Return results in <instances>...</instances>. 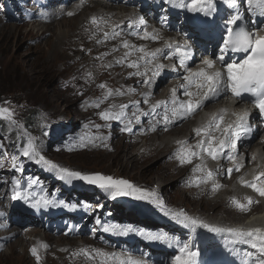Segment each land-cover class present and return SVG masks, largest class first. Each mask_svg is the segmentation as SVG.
I'll return each instance as SVG.
<instances>
[{
    "label": "snow or ice",
    "instance_id": "snow-or-ice-1",
    "mask_svg": "<svg viewBox=\"0 0 264 264\" xmlns=\"http://www.w3.org/2000/svg\"><path fill=\"white\" fill-rule=\"evenodd\" d=\"M218 2L227 4L229 8L235 11L224 23L215 59L202 58L200 60L202 67L193 68L189 66L190 63H195V49L188 40L183 43L169 41L163 47L154 50H147L143 44L136 46L127 40L122 41V47L127 51L115 63L134 69L128 74L129 77L140 78L137 80V86L147 87L148 91L141 93L143 104L149 103V97L152 95L151 90L166 71L175 73L183 80V83L179 86L180 96L177 95L178 89L173 87L170 90V99L152 103L147 111L140 107L141 101L136 100L131 102V106L135 109L131 113L128 111L129 104L122 103L118 106L113 104L111 108L100 111L99 116L106 122H120L122 124L120 131L130 134L133 133L134 124L142 125L140 131L155 132L158 125L167 130L192 117L198 110H202L206 103L216 102L219 98L230 93L238 101L249 97L258 110L261 120L264 121V0H158L162 12L159 22L162 25L170 26L169 10L179 9L203 16L205 20L202 27L206 28V26L215 22ZM82 4L83 0H81ZM241 5H243L244 10H241ZM67 15L73 16L75 13L69 11ZM90 23L96 27L98 32L102 33V39L96 41L98 44H103L109 39H115L125 31L140 37L142 40L158 41L162 39L158 30L149 31L147 22L138 13L127 20L126 26L112 24L110 19L96 15L91 17ZM138 24L139 27H137ZM109 25H111V31H106L105 28ZM183 34L188 35L186 32ZM95 37L96 32H93L89 39ZM116 50L115 47L112 49V51ZM84 51L90 52L91 50L84 49ZM134 52L139 54L137 58L129 59ZM108 55H110L109 52L101 53L97 58L102 59ZM161 56L164 59L175 57L177 64L167 65L160 61ZM217 62L222 67L217 68ZM101 66L111 68L113 64L110 62ZM91 76L92 73L89 72L86 73L85 78ZM99 87L106 89V91L95 103L96 108H100L101 103L114 97V95L125 94L122 90H114L106 84H100ZM130 91L135 92L136 88L133 87ZM80 94L83 95V93ZM227 115V109L212 114L205 123L194 129L195 144L178 141L177 143L181 146L175 153V157L181 165L192 163L194 157H199L203 161L205 155L212 160L218 161L223 158L231 163L232 166L224 170L223 173L219 168L213 170L197 165V171L204 173V175L196 177L197 183L210 184L213 193L223 187L217 180V176L225 174L231 177L233 172L239 173L244 168L245 156L240 151V147L243 141L252 139L256 130L255 125L250 122L251 113L249 111L233 112L231 114L234 117L233 119H226ZM141 117L150 118L147 127L143 126ZM0 121H7L9 125L19 127V121L15 118V111L10 104L9 106L0 104ZM48 127L47 123L43 125L44 129ZM85 127H88V125H85ZM95 127L110 128L111 124H97ZM100 139L106 140L107 137L101 136ZM8 143L16 148V153L12 156L10 171L22 173L24 170L23 159H27L42 166L43 170L54 173L61 181L69 184L73 181H80L103 190L110 199L127 197L138 201H146L163 210L156 192L146 187H140L128 179L116 178L113 175L101 172L72 170L53 162L43 154L36 137L29 135L26 143L19 146H17V142L9 141ZM88 146V144L81 143L82 148ZM104 146L107 147V144H104ZM5 152H7V145L4 140H0V153ZM249 158L255 161L257 158L256 153H252ZM4 169V160L0 159V170ZM257 169L252 173L251 179L241 176L240 183L258 194L259 198H264V168L258 165ZM0 184L9 185V181L0 177ZM37 184H39L37 178L27 177L25 186L22 179L13 176L9 188L4 196L0 198L23 201L30 208L37 211L53 207L76 210V204L65 202L62 199L54 200L49 196H40L39 198L32 196L30 190ZM231 203L239 211L249 212L252 205L260 203V200L249 195L246 197L245 202L233 197ZM83 207L86 212L93 211L90 203ZM102 208L103 205H100L97 211ZM6 215L4 211H0V218H6ZM171 215L177 223L191 232H196L197 229H205L210 233L224 235L229 251L234 257L240 255L236 245H248L251 249H254L255 252L245 251L243 253L244 259L240 261V264H264V228L219 226L188 215L183 210L171 213ZM95 221L99 229L105 233L110 232L125 237L134 233L149 242H161L174 248L176 254L171 256L168 264H200L201 251L198 247L193 250V244L190 240L181 242L174 236L157 234L153 230L136 228L131 225H108L102 222L99 215L95 216ZM7 227H9L8 224L0 223V228ZM73 230L74 226L70 227L68 232L71 233ZM96 230L92 229L91 231L94 233ZM14 235L3 239L10 240ZM42 246L45 249L48 247L46 243ZM3 247L4 244L0 243V249ZM39 247L34 244L30 248V254L35 258L37 264H41L42 261ZM64 250L67 251V249ZM72 255H83L93 264H153L148 253L134 255L132 251L108 252L104 249L85 247L73 252Z\"/></svg>",
    "mask_w": 264,
    "mask_h": 264
},
{
    "label": "bare ground",
    "instance_id": "bare-ground-1",
    "mask_svg": "<svg viewBox=\"0 0 264 264\" xmlns=\"http://www.w3.org/2000/svg\"><path fill=\"white\" fill-rule=\"evenodd\" d=\"M35 1H36V8H33L31 13H30L33 16V19H32L30 24L34 25L31 27H35V29L38 30L39 27H41V25H39V23H41V24H45L47 26L46 27V29H47L49 27L48 25L56 24L58 22L60 23V21H62V20L65 22V24L64 25L62 24V25L66 26V28H64L61 25V26H59V28H56L54 30L52 35H55L56 42H54V44H53L54 51L50 52V54L52 55V58L49 60H46V56L49 53H44L42 51V52H40V55L43 57L42 62H45L46 65L48 66V65H51L52 62L58 61L61 56H67L65 61H64L65 63L62 62L61 65L59 64L60 69L61 70H63V69L68 70V76L66 79H67V81L68 80L71 81L70 84L76 85V86H78L79 82H81L82 80L83 81H85V80L83 79L82 76H79L80 75L79 74V66L81 64L80 63L81 59L79 61L77 59V55H81L83 53V51L81 48V43L80 42L76 43L75 39L78 38L79 36H81L82 29H89L90 25L94 29L93 32H96V37L94 39H92L93 43H91V45H95V44L98 45V43L96 41L99 39H102V33L98 32L96 27L90 23L91 17L93 15L101 16L105 19H110L112 24H121L122 26H126L127 20L129 18L133 17L134 14L138 13V14L142 15L144 20L147 22V26H148L149 31H152L153 29L158 30L162 39L158 40V41L142 40L140 37L134 35V37H132V39H134V40L130 39L128 41L130 43L136 45V46L143 44L147 50H154L156 48H161L164 46V44L166 42H169V41L180 42L181 38H184V37H186V40H188L190 43H200V42H203L205 40V37H203L201 35V33L199 35H197V33L195 32L196 28L204 29V27H202L203 26L202 23L196 24V25L195 24L194 25H188L187 23L180 21L177 17H175L173 15H169L170 16V22H169L170 26L162 25L159 22V18L162 15L161 5L159 3L156 7H154V2L156 0H126V2H125V0H83L82 5H81V0H41V1L35 0ZM19 5L21 8V11L23 13L27 12V14L29 15V5L25 4V2L23 4H19ZM88 8H91V9L88 10ZM69 11L74 12L75 15L68 16L67 13ZM87 11H88V13H87ZM85 13L89 14L88 22L90 23V25L85 24L84 21L76 22L75 25H73V26L68 25L69 22H72L71 20H75L77 16H79L80 14L85 15ZM179 14L184 15L183 12H179ZM28 15H21L18 17H20L24 20V19H27V17H25V16H28ZM14 16H17V13ZM137 27H139V24L137 25ZM105 30L111 31V25L106 27ZM185 32L188 33L187 36H185L183 34ZM17 33L18 32H16V35H17ZM23 33H24V35H22L21 32L19 34V36L21 35L22 38H24L25 35L27 36L28 34H30V31H26ZM129 34H130L129 32L125 31V32H122V34L120 36L116 37L114 39L115 46L108 45V43H107L108 40L105 41L103 44H99L100 48L104 49V50H101L102 53H105V52L110 53V55H108L106 57H110V56L112 57V55L115 56L114 58H112L110 60V62L113 64V67L115 65L118 67H126V66H121L119 64H116L115 61L118 58H120L121 56H123L124 53L127 51L126 49H124L122 47V41L120 40V38H122V37L126 38L129 36ZM109 40H111V39H109ZM39 44L37 45V47L39 46ZM114 47L117 49L116 51H112V49ZM165 51L167 52V50H165ZM84 55H85V53H84ZM138 55H139L138 53L134 52L129 59H136ZM201 56L202 55L197 53L195 56V63H190L189 66L193 67V68L197 67V64H200V60L202 59ZM106 57H103L102 59H104ZM102 59H100V60H102ZM87 60H88V57H87ZM84 61H85V58H84ZM160 61L167 64V65L177 64V59L175 57H173L172 59H164V57L161 56ZM94 62H95V60H94ZM83 66H85V65H83ZM94 67H96V66H94ZM80 71H81V69H80ZM133 71H134V69H133ZM86 72H88V71L86 70ZM74 73H76L77 76L72 78V75ZM129 78L131 80H133L132 83H129ZM138 79H140V78L129 77V75L127 74L125 76L124 80L116 82L112 85H110L108 83V85H109L108 87H111L114 90L120 89L125 94L124 95H118L117 94V95H114V97H112L108 100H105L103 103H101L100 108H96L95 103L104 94L106 89H99L98 91H96V93L94 95L89 96L87 98H84L83 111L85 113L89 114L90 116L83 119L82 121H80V124L82 127V133L78 136L79 137V143L83 142L85 144H88L89 146L87 147V149L92 150L94 148H98V149H102L106 152H113V151L117 150L116 142L118 140H122L128 147L134 148L136 150L135 151L136 153H134V151H133V153H131L129 155V151H131V150L130 149L128 150L127 146L120 144L121 152L119 151L118 155H120V157L125 159L124 160L125 166H128L130 164V168L131 169L133 168L132 170H134V167H137L140 164V162H138V160H137V158H138L137 155L139 157L143 158L145 155H149V156L152 155V156L157 157L158 155L165 153V155H163V156L168 158L169 161L166 160V162L168 164L174 165L177 168V172L180 170H183V172H185L181 178V184H182L184 190H186V188L190 189V186H189V180L190 179H192V178L196 179L197 176L204 175L203 172L197 171V165H202L206 169L210 168L213 170H216L219 168L222 173L228 167L232 166L231 163L229 161H227L226 159L222 158V159L217 161V160H212L210 157H207L206 155L204 156L203 161L199 157H194L192 160V163L181 165L175 157V153L177 152V150L181 146L177 142L178 141H187L188 144H195L194 129L198 126H201L203 123H205L212 114L218 113L224 109H227L225 107V104L227 103L228 99L231 97L230 93L219 98L216 102L206 103L204 105L203 109L198 110L192 117H190L189 119H186L183 122H180L178 124V126L170 127L167 130H164L162 128V126L158 125L157 130L155 132L140 131V128L142 125L141 124H134L133 125V133L130 134L127 132H121L120 131L122 124L118 121H110V124H111L110 128H107V127L96 128L95 125H97V124H99V125L109 124V123L105 122L99 116V112L103 111L105 109L111 108V106L113 104H115L117 106L119 104H122V103L129 104L128 111H129V113H131V111L135 110L131 106V102L136 101V100H140L141 101L140 107L143 108L145 111H147L150 108V105L152 103H155L157 101L170 99V96H171L170 90L173 87H176L178 89L177 95L178 96L181 95V93L179 91V86L183 83V80L180 79V77L177 76L175 73H173L171 71H166L165 74L158 79L156 86L151 90L152 95L149 97V103L143 104L142 103L143 97H142L141 93L148 91V89L145 86H137V80ZM105 80H107V79H105ZM133 87L136 88L135 92L130 91V89ZM71 88L72 87H67L64 90L65 95H62V93L60 94V96L64 99L65 102H68L72 99V98L70 99V97L72 96V89ZM87 88H88V86H87ZM59 91L61 92L60 89H59ZM79 91H81V90H79ZM83 95H85L84 92H83ZM72 97H74V96H72ZM75 101H76V99H75ZM56 108H57V106L55 107V110H56ZM72 110L77 111L78 108L69 109V112L72 113ZM78 111H80V110H78ZM242 111L243 110H241V109H236L235 112H242ZM33 112H35V111H33ZM37 117H38V115L36 114L34 116L33 120L29 119L28 117H26V119H27V122L29 124L34 125V127H35ZM43 117H45V116H43ZM149 119L150 118H148V117H141L142 124L144 127L148 126V120ZM226 119H227V117H226ZM93 122H97V123H93ZM85 125H88V127H85ZM1 128H2V126H0V129ZM97 129H101V131H100V133H96L93 136V140H94V143H93V141L91 142L90 134L94 130H97ZM78 134H79V131H76L74 136H77ZM263 135H264V131L262 129L261 130L257 129L255 131V135H253L252 139L250 140L251 143L249 146H251L252 152L254 151V153H256V156H257L256 160L252 161L249 158L252 153L248 152L247 154H244V156H245L244 168L241 169V171L239 173L233 172L231 177H228L225 174H221V175L217 176V180L219 182L222 180V178L228 179L229 181H228L227 185L225 184L226 186L224 188H222L221 191H218L217 193L212 192L209 195H207V197H205V196L202 197V198H208L206 201H208L210 203L207 206L215 205L216 203L218 204L217 206L213 207L212 210L216 211V214H217L216 219L219 220V222H222V221L223 222L239 221L238 219L241 217V214L243 215V214L248 213V212L239 211L238 209L235 208V206L233 204L231 205V207H230V205H227V202L223 196H225L227 198V196L230 194V196H229L230 201H232V198L235 197L237 199H240L242 202H245L246 197L249 195L253 196L254 199L259 198L258 194L254 193L251 189L246 188L243 184L240 183V178H241V176H243L244 178H246L247 176H250L249 178H246V179H251L252 173L254 171L258 170L257 169L258 165L261 168H264V141L262 139ZM101 136L107 137V139L101 140L100 139ZM0 140H2L1 137H0ZM39 141H40V143H38ZM41 142H42L41 138L38 136L37 137V143L42 144ZM104 144H107V147H105ZM243 145H244V141L242 142L241 147H240V151L242 153H243V149H244ZM110 148H113V151H111V150L108 151ZM105 149H108V150H105ZM7 150H8V147H7ZM138 150H140V152ZM10 152L7 151V153H9L11 158H12V156L15 154V152L14 151H10ZM47 152H48V150H46V151L44 150V153H47ZM2 154L5 156V153H2ZM62 154H64V153H62ZM118 155L116 158H119ZM122 158H119V159H122ZM258 158L262 159L261 163L257 162ZM146 161H144L141 164L146 165V164H144ZM30 162L31 161L24 159L23 169L26 170L27 172L30 171V173H28L29 177L35 178L36 176H39V178L41 179V183H39V184L43 185L44 190L50 191L48 193H52L51 192V191H53L52 187L54 188V190H56V187H57V189H59V191H63L64 189L69 190L66 188L67 185L70 186V188H72L73 185L78 186V184H76L75 181H73L71 184H69L65 181H62V185H60L58 181L50 178V177H54V176L57 178V176L54 173L43 170L42 166H40L37 169V168H35L34 163L33 162L30 163ZM157 165H158V163H157ZM159 166L157 167L158 171L156 173H158V175L161 174V175L165 176V179H166V177L175 173V170L170 171L169 166L164 167L162 164H161L162 168ZM168 168H169V171L171 174L169 173ZM4 170H9V168L4 169ZM151 170H155L154 166H143V172L144 173L147 171L151 172ZM195 170H196V172H194ZM43 174L45 175V178L51 179L52 182L50 184L47 183L46 179L43 180V176H42ZM39 178H38V180H39ZM142 178H139L141 180V183L144 182V183L151 184L150 181H145L144 180L145 178H143V179ZM158 178H159V176H158ZM160 181H161V183L162 182L164 183L166 180H160ZM39 184H37V185H39ZM0 186H1V184H0ZM207 186L210 187V184H208ZM159 187L160 186L158 185L157 187L150 189V190L157 193L159 200H166V201L170 200L167 196H165V194H163V192L161 191V189ZM36 190L39 193V190L38 189H36ZM185 194H186V191H185ZM3 196H4L3 192L0 191V197H3ZM186 196H187V194H186ZM209 198H214V199H209ZM9 199L10 198L3 200V198H0V211L1 210H5L6 212L9 211L8 207L6 206V203H10ZM134 201L141 206V209H135L134 211L128 210V211H129L130 215H132V216L133 215L137 216V214L139 212V214H141V215L144 214V215H142V216H144V218L148 217L147 220L150 222V225L143 224V227L146 230H153L157 234H166L168 236H174L177 239L187 237L188 232L183 226H179L178 228H174V223H176V220L171 219V221L168 224L167 220L163 216V213H161L160 211H157V212L160 213V215L162 216L161 218H158L155 214L151 215L152 206H150L149 203H147L146 201H143L145 203L143 205L141 201H138V200H134ZM263 201H264V198H263ZM13 205L19 210L22 209L23 206H25L28 209L30 208L23 201H13ZM112 207L114 208V205H112ZM164 207L166 210L172 211L171 209L166 208L167 206H164ZM120 208L121 207L119 206L118 210L117 209H115V210L120 211ZM227 208H229L230 210H228ZM255 208H256L255 205H252L251 210L255 209ZM193 211H197V210H193ZM146 214H149V215H146ZM119 215H120V212H118L113 217L112 224H118V221L115 220V218H117ZM124 219L134 221V220H131L129 218H124ZM156 221H159L160 223H159V225L154 226V223ZM245 222L248 223L249 225H251V227H256L255 223H263L264 224V214L261 216H257V217H248L245 220ZM27 223L43 224L40 222L39 219L34 218L32 215L22 216L17 220H13L10 223L9 222L6 223L11 227V230L8 232H3L2 234H0V243L4 244V247L2 249H0V255L4 252V249L7 245L9 248H11L12 243H14L15 241H16V243H18V246H19L18 249L21 248L22 251H27V253H28L29 247H31L32 245L35 244V245L40 246L39 251H40V254L42 257L41 264H49V262L54 264L56 259H57V261L64 260L63 264H93V262L89 261L83 255H78V256L71 255V260L72 259L76 260L74 263H72L73 260L70 262V260L67 259V256L69 257L71 252H77L79 249L85 248V247H87L89 249H96V248L104 249L105 251H108V252L132 251V253L134 255H140L141 253H148L150 260H151V258H154L155 256H157V254L164 255V259H170L174 253V251L171 248H169L166 244H163L161 242H149L146 239L139 237L138 235H136L134 233L130 234L127 237V239L125 240L124 236L116 235V234H113L110 232L105 234V232L101 231V232H99V234H97L101 240V243L95 242V244H94L93 238L90 235H85V234H82L81 237H78V238H81V241L77 237H72L71 238L72 240L61 239L62 238L61 236H63V235L60 233H56L53 235H47V233H45L44 235L40 234V236L38 235V237H36L33 241H30L27 237L32 236V234L39 231L40 228L30 229L27 232L22 231V233H21L18 229H16L13 226V224H15V225L21 227L22 225L27 224ZM167 225H169V226L171 225V229L164 230L167 227ZM15 229H16V231H15ZM13 234H15V235L12 239H10V240H4L3 239L4 237L13 236ZM58 236L60 237V239H56L55 240L56 244L53 246V243L50 242L51 238H56ZM89 241H92V242H89ZM140 242L143 243V246L140 245ZM44 243H46L48 245V247L46 249L42 246ZM65 243L68 244L67 248H66L67 245L58 246V244H65ZM216 243H217V245L222 244L220 241H217ZM246 248H247V250L254 251V249H251L248 247H246ZM64 249H67V251H65ZM202 250L203 249L201 248L200 251H202ZM64 253H67V255H65ZM150 253H152V254H150ZM206 253H208V251ZM29 258L33 261L34 264H37L35 258L32 255H30ZM157 259H159V258L156 257L153 260L155 261ZM153 264H157V262H153ZM222 264H230V261H228V260L224 261Z\"/></svg>",
    "mask_w": 264,
    "mask_h": 264
},
{
    "label": "rangeland",
    "instance_id": "rangeland-1",
    "mask_svg": "<svg viewBox=\"0 0 264 264\" xmlns=\"http://www.w3.org/2000/svg\"><path fill=\"white\" fill-rule=\"evenodd\" d=\"M24 2L25 4L29 5V15L27 14V12L23 13L21 11L19 4H23ZM33 8H36L35 0H0V104H3L4 106H9L10 104L12 109H14L15 111V118L19 121V127L9 125L7 121H0V126H2V128L0 129V137L6 143L8 147L7 151L8 152L14 151L16 153V148L11 146V144L8 143L9 141L17 142V146H19L26 143L27 137L29 135L36 138L39 136L41 138L42 144H38V145L42 149L43 154L48 159L52 160L53 162L61 166L83 172H101L103 174L113 175L116 178L128 179L133 183L137 184L138 186L146 187L149 189H153L159 185L160 186L159 188L161 189L163 194H165V196H167L170 200L168 201L159 200V203L163 207L164 212L161 211V208L149 203V205L152 206L151 215L155 214L158 218H161L162 216L160 215V213L157 212L160 211L161 213H164V216L166 218L170 217L173 219L171 213H176L183 210L188 215H191L196 218L204 219L210 223L217 220L216 211L212 209L218 204L216 203L215 205L207 206L210 203L206 201L208 198H202L203 196L207 197V195L212 193L210 187L207 186L208 184L199 185L196 179L192 178L189 180L190 189L186 188V190H184L181 184V178L185 172H183V170L177 172V168L174 165L168 164L166 162V160L169 161L168 158L163 156L165 155V153L164 154L162 153L157 157L152 155L151 156L145 155L143 158H141L137 155L138 158L137 157L136 158L138 162H140V164L137 167H134V170H132L133 168L132 169L130 168V164L128 166H125L124 164L125 159L120 157V155H118L119 151L121 152L120 144L127 146L122 140H118L116 142L117 144L116 151H113V148H110L109 150L105 149L108 151L111 150L113 152H106L98 148H94L91 150V149H87V147L86 149L81 147V143H79V137H78L82 133V127L80 121L90 116L89 114L83 111L84 98L94 95L96 91L101 89L99 87L100 84H106L107 86H109L108 83L112 85L116 82L124 80L125 76L130 72H132L133 69L128 67H118L116 65L111 68L101 66L110 63V60L115 56L112 55V57L111 56L106 57L102 60L97 58L102 53L101 50L104 49L100 48L99 44L91 45V43L93 42L92 39H89V37L93 33L94 29L88 22L89 14H87L88 13L87 11L85 15L80 14L79 16L76 17L75 20H71L72 22L68 23V25L73 26L75 25L76 22L84 21L85 24L90 25L89 29H82L81 36L75 39L76 43L77 42L81 43V48L83 51L81 55H77V59L78 61L81 59L80 60L81 64L79 66V74H80L79 76H82L85 81L82 80L81 82H79L78 86L70 84L71 81L69 80L67 81L66 79L68 76V70L60 69V65L62 64V62L65 63L64 61L67 56H61L58 61L56 62L54 61L52 62L51 65L47 66L45 62H42L43 57L40 55V52L43 51L44 53H49L46 56V60L52 58L50 52L54 51L53 44L54 42H56V37L55 35L52 34L56 28H59V26H61L62 24L64 25L65 22L62 20L60 21V23L58 22L56 24H50L48 25L49 27L47 29H46L47 26L45 24L39 23L41 27H39V29L37 30L35 29V27H31L34 25L30 24L33 19V16L30 13ZM89 9L91 8H88V10ZM15 12L17 13V16H14L16 14ZM21 15H28L25 16L27 17V19L23 20L22 18L18 17ZM63 27L66 28V26ZM26 31H30V34H28L27 36L25 35L24 38H22L21 35L19 36L20 32L22 35H24L23 32ZM16 32H18L17 35ZM132 37H134V35L129 34L128 37L126 38L122 37L120 38V40L121 41L124 40L128 41L130 39L134 40L132 39ZM107 43L108 45L115 46L114 39L108 40ZM38 44L39 46L37 47ZM84 48L90 49L91 51L85 52ZM86 70L92 73V76L88 79L85 78L86 73H88L86 72ZM76 76L77 74L74 73L72 75V78ZM132 82L133 80L129 78V83ZM67 87H72L71 88L72 96L74 97L71 96L70 99L71 98L72 99L68 102H65L64 99L60 96V94L62 93V95H65L64 90ZM58 88L61 90V92L59 91ZM82 91L84 92L85 95L80 94L83 93ZM56 106L57 108L55 110ZM73 108H78V110L80 111L72 110V113H70L69 109H73ZM36 114L38 115V117L36 118L37 120H36V125H35L36 128H35L34 125H31L27 122L26 117L33 120ZM45 123L49 125L47 129L43 128V125ZM93 123H97V122H93ZM107 123L110 124V121H107ZM65 129L69 130L68 134L66 135H65ZM4 131L5 133H3ZM76 131H79V134L77 136H74ZM100 131L101 129H97L90 134L91 142L93 141V136L96 133H100ZM68 135H71L68 138V140L73 141L72 145L68 147V149L66 144H57L54 148L50 147L49 145L50 139H55V138L64 139L65 136ZM38 143H40V141ZM127 149L128 150L130 149L132 151V152L129 151V155L133 153V151L134 153H136L135 152L136 150L134 148H130L127 146ZM44 150L45 151L48 150V152L44 153ZM138 151L140 152V150ZM117 155L119 156V158L122 159L116 158ZM0 159L4 160L5 169L7 168L11 169L12 161H10V159H6L2 153H0ZM144 161H146L144 163L146 165L141 164ZM23 163H24V159H23ZM161 164L164 167L169 166L170 171L175 170V173L171 174L168 168L171 177L168 176L165 179V176L161 174L158 175V173H156L158 171L157 167L160 165L159 167L162 168ZM34 166L37 169L40 167V165H37L35 163ZM143 166H154L155 170H151V172L147 171L144 173ZM9 171L0 170V177L7 179L10 185L12 178H9L10 177ZM11 172L13 176L22 179V182L25 183L26 186V176L24 174V170L22 173H17L14 171ZM194 172H196V170ZM42 176H43V180L46 179L48 184L52 182L51 179H54L58 181L60 185H62V181L56 178L55 176L54 177L49 176L51 179L45 178L44 174ZM142 177L145 178L144 179L145 181H150L151 184L144 182L141 183V180L139 178ZM35 178L38 179L39 176H36ZM160 180H166L165 181L166 183L165 182L161 183ZM221 181L220 183L223 185V187H221V189H219L218 191H221L222 188H224L227 185L229 180L222 178ZM39 183H41L40 178H39ZM75 183L78 185L82 184V182L80 181H75ZM9 185L5 186L4 184H1L0 191L3 192L4 194L9 188ZM66 188L70 189V186L67 185ZM36 189H38L39 192L44 191L45 196H49L47 191L43 189V186H39V185L33 186V188L30 190L32 196H36L37 198L40 197ZM52 189L54 188L52 187ZM56 190L59 191L57 187ZM72 190L77 191L75 187ZM185 191L187 196L185 194ZM59 193H63V191H59ZM95 195L99 197H96ZM229 196L230 194L227 196V198L225 196L223 197L226 200L227 205H230L231 207L232 203L230 201ZM4 199L7 198H3V200ZM209 199H214V198H209ZM9 200L10 203H6V206L8 207L9 211L12 210L14 214H19L21 217L31 215V214L22 213L19 209H17L13 205V201L11 199ZM141 202L143 205L145 204L143 201ZM89 203L92 205L93 208L92 212H86L85 208L83 207ZM117 204L121 207L120 211L115 210V209L118 210L119 206ZM100 205H103V208L97 211ZM112 205H114V208L112 207ZM78 206H79V210L76 211V213L74 214L73 223L71 226V227L74 226V230L71 233L69 232L61 233L63 235L61 236L62 237L61 239L72 240L71 239L72 237L78 238L81 237L82 234H85V235H90L93 238L94 244L95 242L101 243V240L97 234H99V232H101L102 230H100L96 224L95 221L96 215L100 216L103 223L109 225L112 224L113 217L118 212H120V215L117 218H115V220L118 221V225L121 226L131 225L136 228H143V224L150 225V222L147 220L148 217L144 218V216H142L144 214L141 215L138 212L137 216L130 215L128 210L134 211L135 209H141V206L138 203H136L133 199L127 197H119L115 200L110 199L103 192V190H100L95 186L91 188L90 191L87 193V195H85V197L78 203ZM164 206H167L166 208H169L172 211L166 210ZM227 209L230 210L229 208ZM193 210H197V211H193ZM1 211H4L7 215L6 218H0V223H7V222L10 223L11 221L20 218L17 216L15 217L12 212L9 211L6 212L5 210H1ZM8 213H10L9 215L10 220H8L7 218ZM247 215L248 214H243V215L241 214V217L238 219L239 221H235V222L238 224L244 222ZM124 218H129L134 221L126 220ZM159 223H160L159 221H156L154 223V226L159 225ZM13 226L16 229H18L21 233L22 231H25L20 229L19 226L15 224H13ZM62 226L63 227H61V232H64L69 228L70 225L62 224ZM179 226H181L179 223L177 222L174 223V228H178ZM168 227L169 225H167L165 229L168 230L169 229ZM92 229H97V230L93 233L91 231ZM10 230H11L10 226L7 228H0V234H2L3 232H8ZM38 232H41L42 235H44L45 233H47V235H53L51 231H47L43 229ZM30 237L31 236H28L27 238L30 241H33L36 237H38V235H35L33 239H30ZM127 237L124 236V239L126 240ZM56 239H60V237L58 236L56 238H51L50 242L53 243V246L56 244L55 242ZM78 239L81 241V238ZM15 243L16 241L12 243L11 248H9L8 245L5 247L4 252L0 255V264H34L33 261L29 258V256L31 255L30 254L31 247H29L27 253V251H22L21 248L18 249L19 248L18 243L16 244ZM60 245L62 246L67 245L66 248L68 247L67 243L58 244V246ZM140 245L143 246V243L140 242ZM72 253L73 252H71L69 257L67 256V259H69L70 262L73 260L72 263H74L76 260L74 259L71 260ZM64 254L67 255V253ZM157 255L161 257L164 256L162 254H157ZM59 262L63 264L64 260L57 261L56 259L54 264H60ZM49 264L52 263L49 262Z\"/></svg>",
    "mask_w": 264,
    "mask_h": 264
}]
</instances>
